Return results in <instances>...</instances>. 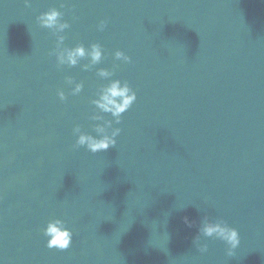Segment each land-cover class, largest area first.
Returning <instances> with one entry per match:
<instances>
[{
  "label": "water",
  "instance_id": "water-1",
  "mask_svg": "<svg viewBox=\"0 0 264 264\" xmlns=\"http://www.w3.org/2000/svg\"><path fill=\"white\" fill-rule=\"evenodd\" d=\"M50 8L65 47L102 46L91 71L49 55ZM101 68L137 99L92 154L72 130L95 135ZM206 216L238 231L233 257L215 239L196 250ZM52 219L65 251L46 247ZM0 264H264V0H0Z\"/></svg>",
  "mask_w": 264,
  "mask_h": 264
},
{
  "label": "clouds",
  "instance_id": "clouds-1",
  "mask_svg": "<svg viewBox=\"0 0 264 264\" xmlns=\"http://www.w3.org/2000/svg\"><path fill=\"white\" fill-rule=\"evenodd\" d=\"M24 7L30 8L32 0H23ZM65 5L61 3L60 7ZM64 13L56 8H50L47 12L41 13L36 21L41 28L48 29L56 44L54 49L49 52L50 56L56 59L57 67L68 66L76 67L81 60L87 59L88 63L82 65L83 71H91L96 65L100 64L104 59V50L98 43H93L89 48H85L83 44L69 48L64 46L65 31L69 29L68 22L63 21ZM107 26L106 21H101L97 25L98 31H104ZM116 61L123 63H131V58L122 51L114 53ZM117 67L114 65V69ZM108 69H99L96 72L97 77L107 80L106 86L100 87L95 93L96 98L91 100L93 106V114L89 116V120L95 122L93 131L95 135L85 133L79 125L73 128V135L76 137L75 148H86L92 154L107 151L111 147L116 146V138L120 135L121 129L113 125L122 123L121 117L135 103L137 99L136 92L129 86V83L120 79H113L115 71ZM66 84L71 86L70 94L79 95L83 90V83H77L72 78L66 79ZM61 101L66 100L64 91L57 93ZM106 115H110L112 119H105ZM191 227V225H189ZM43 236L46 239V247L56 249L58 251L67 250L72 243L73 233L70 231L64 220H49L43 229ZM201 237L206 239H215L226 245V256L231 258L234 256L235 250L240 244L238 231L230 227L228 223L220 218L210 220L207 216L199 227V234L194 238L193 245L196 250L205 254L208 252V245L201 242Z\"/></svg>",
  "mask_w": 264,
  "mask_h": 264
}]
</instances>
